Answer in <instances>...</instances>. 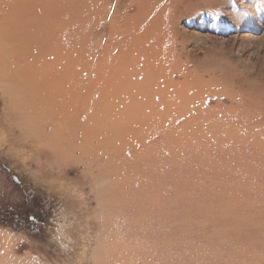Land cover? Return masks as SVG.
I'll use <instances>...</instances> for the list:
<instances>
[{"label":"rangeland","instance_id":"obj_1","mask_svg":"<svg viewBox=\"0 0 264 264\" xmlns=\"http://www.w3.org/2000/svg\"><path fill=\"white\" fill-rule=\"evenodd\" d=\"M3 21L11 25L1 39L43 42L32 56L53 61L59 80L70 72L79 86H100L102 107L133 126L123 129L125 144L155 152L164 170L146 169V152L132 165L125 150L119 174L111 158L74 153L61 178L48 150L17 143L5 112L13 100L0 83V261L264 264V0H0ZM64 181L90 226L76 253L55 236L73 218L63 214ZM156 186L167 212L161 254L148 240L153 226L133 219V192Z\"/></svg>","mask_w":264,"mask_h":264},{"label":"bare ground","instance_id":"obj_2","mask_svg":"<svg viewBox=\"0 0 264 264\" xmlns=\"http://www.w3.org/2000/svg\"><path fill=\"white\" fill-rule=\"evenodd\" d=\"M9 25H11L10 21H3L0 23V33L4 32L5 28ZM42 43L43 42H33L31 40L29 42L25 40L17 41L13 40L11 37L4 40L0 38V64L3 65L0 66V83L3 84V90L6 95L13 100V103H10L9 106L7 105L5 112L6 116L9 118L8 125L10 127L14 126L19 128L20 139L17 140V143L24 146L27 142H30L32 151L39 152L44 149L46 151L48 150L49 155L47 156L46 163L51 169L55 168L62 173L61 178L63 177L64 165L77 160L73 155L74 153H78L79 157L82 159L91 157L92 159L103 160V162L106 158L109 160L111 158L115 164L112 169L109 167L106 168L107 170L108 168L112 170L114 174H119L122 168L120 160L123 155H126L124 153L125 150H128L130 153L129 158H131L132 153V156L135 155V159L132 157L131 161L129 160L132 165L134 163L137 164V161L141 160V158H137V154L142 155L143 152H146L145 158L148 160L146 169L153 172V174H155V170L159 167H161V171H163L164 164L162 163L161 165L156 161L155 152L144 148L135 150L132 145L133 143H131L132 141L130 142L129 140V144H125L127 137L126 140H124L125 138L122 139V134L126 136L127 133L123 129H130L133 126H126L127 120L124 117H116V115L110 114L106 111L107 109L102 107L103 89L99 90V85V88L95 87V83L89 84L86 87L83 85L79 86L80 82H77L78 78L76 82L71 81L69 76L70 72L61 74V79L59 80L58 72H56V68H54L55 64L53 61L40 63L37 55L32 56L33 51L38 50L41 52L43 49L41 47ZM4 49L7 51L2 53L1 51ZM49 56L53 57V55ZM28 59H30V62H28ZM120 77L121 75L118 74V72L113 74L115 81L120 79ZM109 81L110 79L107 77L105 83H109ZM75 88L85 89V91L83 94L79 95L74 91ZM94 92L98 95L97 97L94 96ZM131 136V138L135 137L134 134ZM137 137L136 135V138ZM87 166L88 165L85 164V167ZM99 167L100 174L95 177L99 183H101L104 180L105 170L103 164L99 165ZM88 168H90V166ZM57 174L59 175V173ZM54 177L58 178L59 176L57 177V175H54ZM155 181L156 180H154L153 183ZM66 184V181L58 184L60 190L69 199L66 200V204H69V206L65 205L63 214L66 219L69 215H73V218L65 228L60 227L56 229L55 236L59 243H65V246L69 248L75 247L76 253L81 251L83 247L82 244H88L87 241L91 237L89 232L90 226L85 224L86 227L83 228L82 214L80 216L77 215L80 209L78 210V207L76 209L71 199L72 197L75 198L76 195L66 189ZM60 190L59 192H61ZM110 191L112 194V203L114 204L112 209L114 211L116 203H118L119 195H117L118 190L116 189H110L108 192ZM101 192L102 189L100 190V195ZM104 193H107L105 189ZM161 193L163 195H161ZM96 196L98 197L97 194ZM163 196L165 197V189L163 186H156V188H148L145 190L141 189L140 191L133 192L132 196L134 197V222L137 223L139 227L142 226L140 222L150 228L153 226L154 230H149L148 232V240L153 244H156L155 241H157V244H160V248H157V253L159 254L164 252L165 232L163 227L167 214L166 204H163L161 201V197ZM146 212L149 217L145 220L141 219ZM112 228L113 234H115L116 229L114 224ZM84 229L86 230L87 236L85 239L83 235ZM243 231L244 228L236 230L238 234ZM111 246L109 250H111ZM83 248H85V246ZM109 250H106L105 255H103L104 253L102 252V256L109 255L111 252H109ZM66 251L70 253L69 249ZM112 258L114 259V257ZM112 258L111 262L113 264ZM116 258H118V256H116ZM104 260L105 258L102 261ZM6 263L7 262L4 260L0 261V264Z\"/></svg>","mask_w":264,"mask_h":264},{"label":"trees","instance_id":"obj_3","mask_svg":"<svg viewBox=\"0 0 264 264\" xmlns=\"http://www.w3.org/2000/svg\"><path fill=\"white\" fill-rule=\"evenodd\" d=\"M27 221H29V216L26 218Z\"/></svg>","mask_w":264,"mask_h":264},{"label":"water","instance_id":"obj_4","mask_svg":"<svg viewBox=\"0 0 264 264\" xmlns=\"http://www.w3.org/2000/svg\"><path fill=\"white\" fill-rule=\"evenodd\" d=\"M16 180V179H15Z\"/></svg>","mask_w":264,"mask_h":264}]
</instances>
